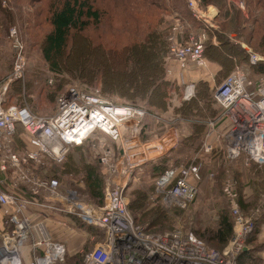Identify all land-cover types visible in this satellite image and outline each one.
Wrapping results in <instances>:
<instances>
[{
    "label": "built area",
    "instance_id": "1",
    "mask_svg": "<svg viewBox=\"0 0 264 264\" xmlns=\"http://www.w3.org/2000/svg\"><path fill=\"white\" fill-rule=\"evenodd\" d=\"M232 1L239 7L244 6V0ZM188 5L196 18L203 17L208 22L209 16L198 8L195 0H189ZM182 29L183 25L177 23L172 27V33ZM17 34L13 29L12 35ZM170 39H174L173 36ZM207 40L205 33L189 34L183 45L172 44L171 53L181 67L185 68L188 62L205 65L203 51ZM247 50L252 63L264 62V53ZM15 58L11 74L0 89V172L10 174L11 171L17 178L10 181L11 174L10 178L0 176V205L11 207L4 211L7 228L0 231V264H58L66 261V244L54 239L44 220L34 221L27 214L32 204L78 216L102 233V239L91 249L81 251L82 264H238L239 255L249 249V238L256 231L258 222L254 214L240 208L233 187H227L233 202V232L224 248L216 250L208 246L193 231L183 227L161 233L147 231L135 223L126 188L134 169L168 154L177 143L176 136L166 135L157 142L145 144L129 140L135 137H126L125 127L131 119L144 117L147 111L132 104H113L101 91L83 90L75 84L58 95L57 111L53 115H37L17 104L6 106L8 84L26 77L27 58L20 51ZM224 80L215 89L214 97L223 110L222 116L229 123V129L225 134L218 133L217 138L225 137L230 159L244 158L245 164L264 165V82L261 80L256 86L243 68L232 71ZM194 92L195 86L187 85L185 97L192 98ZM18 125L29 136L30 150H14L11 144ZM215 128L214 121H211L201 148L204 152L209 153L214 148L210 139ZM96 132L123 142V152L116 157L105 141L98 140L94 144L102 148L101 163L109 165L112 170L103 205L81 199L76 191L64 194L57 179L42 180L34 172L46 158L62 163L73 145L82 144ZM145 149L147 153H144ZM201 178L195 158L187 163H175L156 179V191L166 206L175 204L185 208L198 196ZM20 183L28 185L36 194L47 190L52 198L63 204H50L47 198L40 201L19 195L13 189ZM27 245L30 246L31 259L25 263L21 248Z\"/></svg>",
    "mask_w": 264,
    "mask_h": 264
},
{
    "label": "trees",
    "instance_id": "2",
    "mask_svg": "<svg viewBox=\"0 0 264 264\" xmlns=\"http://www.w3.org/2000/svg\"><path fill=\"white\" fill-rule=\"evenodd\" d=\"M46 1L49 6L47 5L46 10H43L44 7L36 10V14L39 15H36L31 21L34 25H43L46 22L50 28L49 31L44 32L41 43L43 44V55L52 71L55 73L62 72L61 67L68 66L67 61L70 57L78 62L79 58L83 57V59L86 58V61H89L87 63L88 67L85 68L91 71L95 76V80L102 84V90L108 91L114 87L116 89L122 88L124 91L121 90L126 93V97L132 98L133 102H129L132 105L155 112L154 109L158 111V108L169 107L174 99L177 102L180 101L179 105L175 104L174 110L176 115L179 116L178 118L183 119L180 125H188L190 132L186 136L181 135L179 146L174 150V154L163 156L145 165V168H150L149 178H154V182L161 173L175 163L188 162V160H191L199 153L205 136L210 130L209 122L214 121L215 126L219 128V132L223 134L229 129V123L222 116L223 110L214 97L213 93L215 90L212 92L208 82H198L196 84L195 97L182 101L180 96L183 95V87L177 81L168 77L170 58H173L171 53L172 44L175 43L177 46H181L191 32L198 29L204 30L208 36L203 51L204 55L208 61H214L221 66L217 76L218 86L225 81L224 79L238 65L245 62H249L255 72L258 71L264 74V62L252 63L250 53L235 42V40L243 41L253 50L264 53V0H244L246 13L242 8L230 5L228 0H200V5L203 8L211 6V4L219 8L220 14L216 20L220 23L222 32L194 17L193 11L188 5L189 0H108L110 4H113L114 8L119 6L118 10L123 14L124 19L117 24L122 28L108 37V32L102 28L105 32L100 31L97 41L92 40L95 43V47L88 50V55H85L86 51H82L83 49L80 48L81 44L77 40L92 26L100 27L106 25L105 28H108L113 23L114 15L111 12L113 8L110 9L103 4H98V0ZM43 13L46 14V17H44ZM0 14L8 17L4 19L3 15H0V32H2L4 25L15 23L16 20L11 16L13 11L3 5V0H0ZM175 22L182 24L183 29L173 34L171 29ZM171 36L174 39H170ZM213 36H216L220 41L218 44L213 42ZM70 40L71 42L72 40L77 42L72 53H69ZM29 43L35 45L32 40ZM3 76L5 74L0 73V79ZM58 76L57 84L52 85L55 90L44 94L43 101L46 102L47 99L55 101L58 95L64 91L61 90L65 83L62 80L63 76L61 74ZM38 80H42L40 81L41 90L45 87H51L47 85L49 82L41 73L29 76L24 85H22V81L15 80L10 86L5 105L17 104L20 107H26L24 103H28L31 105L29 109L33 113L42 115L39 114V109H42L38 105L40 102L31 99L40 88L34 83ZM174 89L179 90L181 95L171 96L170 93ZM102 90L100 89L101 93H103ZM24 91L25 94L23 95ZM56 111L57 107L54 113ZM157 124L160 127L159 132L168 127L163 126L160 121ZM180 125L177 123V126ZM144 126L145 130L143 131L142 129L143 133L146 132V128L148 130L146 123ZM16 130L11 141L14 150H30L32 144L29 142V136L26 131L23 130L21 125H18ZM144 134L146 135V133ZM98 140L105 141L106 147L112 150L114 157L120 155V146L114 147V144H118V141L113 140L103 132H96L83 141L82 144L73 145L66 155L67 158L62 163L57 164L52 159L46 158L44 164L38 165L34 172L42 180L55 178L60 185L66 183V185L80 193L79 197L81 199H94L99 205H103L105 200L104 192L107 185L106 180H110L112 170L109 165H105L100 161L102 148L94 146ZM89 143H92L94 148V153L92 154L94 160L88 152ZM217 147L218 149L222 148ZM216 151L217 149L214 146L211 152H202L204 153L202 159H196L197 164L200 166L202 177L198 183V188L200 186L199 190L201 191L204 187L209 174L213 173V178H210L212 186L214 185L215 188L222 191L228 186L233 187L237 194L240 208L247 212L251 203L242 194L244 190L243 184L252 175L254 168L245 167L241 161L229 162L223 152ZM205 156L207 160H205ZM217 156H220L218 162L215 165L212 163V167L211 162ZM131 184L130 182L126 188L127 197L130 193ZM18 187L22 190L20 191L19 189V192L26 197H35L40 201L45 200L42 194L34 193L26 184L20 183L17 189ZM150 187L132 190V192L135 191L139 194L132 201L129 198V209L133 215L136 210L134 202L143 205L145 201L151 198ZM154 187H156V182ZM159 197L162 199L161 195ZM197 198L198 196L195 201ZM200 207L201 209H198L197 212L201 211L199 214L205 213L207 219L197 220V225H194L189 231H193L198 238L216 250L224 248L231 239L233 232L231 208L230 211L229 209L217 210L213 204L212 206H204V208ZM162 208L160 209V214L154 217L147 216L144 220L141 219V222H138V217L134 215L135 223L145 227L147 231L156 233L176 229L175 227L163 229L164 218L161 219V217L164 214L168 215L173 210L175 215L180 214L182 210L178 209L179 207L173 210L166 207ZM211 208L215 209L217 213L214 216V225L198 227L199 223H208V220L211 223V218L209 217ZM2 216L4 218L1 220V230L4 231L7 227L6 213L4 212ZM70 218L75 221L78 228L87 233V237L92 234L96 236L98 241L102 239V233L92 225H89L90 227L88 228L86 226L87 223L78 216L71 215ZM257 222L256 231L259 229V225L261 226L264 223V213L257 219ZM50 226L53 229L55 227L52 223ZM185 230L188 231L186 228ZM256 231L249 238V249L239 255L238 264H264V256H260L258 254L259 251L252 247L251 240L255 237ZM54 239L57 240L55 236ZM25 247L27 249L26 254H28L30 247ZM25 247L21 248L23 257L25 256L23 252ZM82 256L81 251H77L72 255L67 252L66 261L58 264H82Z\"/></svg>",
    "mask_w": 264,
    "mask_h": 264
},
{
    "label": "rangeland",
    "instance_id": "3",
    "mask_svg": "<svg viewBox=\"0 0 264 264\" xmlns=\"http://www.w3.org/2000/svg\"><path fill=\"white\" fill-rule=\"evenodd\" d=\"M196 4L198 6L199 9H201V11H203V13L208 14L210 17H215L217 18V16H219V11L215 12L213 11V8H211L210 6L203 8L200 5V0H195ZM47 1L46 0H40L38 2V0H3V5L5 7H8L10 10L13 11V14L11 15L12 18H14L16 21L15 23L9 24V25H4V27L2 28V33L0 36V73L5 74V76L1 77L0 79V89L3 87V85L7 82V78L8 76L11 74V71L13 69V65L14 62L16 60V56L17 54L20 52H22L25 56V58H27V66H26V77L24 80H20L22 81V85L25 84V82L28 80L29 76H33L35 73H41L43 76H45V78H47V82H49L47 85L51 86V87H45L44 89L41 90V86H40V81L44 80H38L35 81V85L40 86V88L37 91V94H35L33 97H31V99L38 101L40 103H38L39 107H41L42 109H39V114H54L55 109L57 107V101H52V99H50V101L47 99V101H43V97H45L44 94H46L47 92H50L52 90H55V88L52 85L57 84V80L59 79V74H61L63 76L62 80H64V84L63 87L61 88V90H65L67 87L71 86V84H75L78 85L81 89L83 90H88V91H93L95 92L96 90L100 89L102 90V84L99 83L97 80H95V76L93 75V73L89 70H87L86 68L88 67L87 63L89 61H86V58L83 59V57H81V59L79 58V62L78 61H74L73 59H71V57L68 59L67 67H61V71L62 72H54L50 69V65L48 64L46 58L43 55V44L41 43V39L44 35V32H47L50 30V28L48 27V25L45 23L40 24V25H34L33 22L31 21L36 15V10L43 8V10H46L47 8ZM103 4L104 6H107L111 9L112 14L114 15L113 17V23L111 25H109V29L105 28V26H100V27H93L91 29H88L84 35H81L79 40H77V42H80L79 46L81 49H83L82 51H86L85 55L89 54V49L95 47V43L93 41H97L98 35L100 34V31L105 32L104 30H102V28H104L107 32L108 35H112V33H116L118 31L121 30V26L117 25L121 20L124 19L123 14L121 12H119L118 7L114 8L113 4L109 3L108 0H98V4ZM230 3V2H229ZM230 5L234 6V7H239L238 5H235L234 2L232 1L230 3ZM49 6V5H48ZM116 9V10H114ZM118 10V11H117ZM121 11V10H120ZM44 14V17H46V14ZM216 14V15H215ZM3 15L4 19H7V16H4V14H0ZM130 15V14H129ZM208 17V18H210ZM11 18V17H10ZM1 19V16H0ZM177 23V22H175ZM173 27V26H172ZM17 30L18 34L16 36L12 35V31ZM34 41L35 45L29 43ZM93 40V41H92ZM77 42L73 41L71 42L70 40V48H69V53L73 52V48L74 45L77 44ZM37 43V44H36ZM92 46V47H91ZM81 60V61H80ZM86 67V68H85ZM85 68V69H84ZM58 74V75H57ZM15 81V80H14ZM13 82L8 84V90L5 93V99H7V94L8 91L10 89V86ZM109 88V87H108ZM122 88H111L108 91H104L102 90V94L104 97L108 98L113 104H119V105H129V102H133V100H131L132 98H128L126 97V93L122 92L121 90ZM175 90V89H174ZM174 90L172 91L171 96H178L181 95L179 90ZM196 90V89H195ZM124 91V90H123ZM182 93V91H181ZM25 94V91L23 93V95ZM195 94V93H194ZM180 97H182V101H186V100H190L189 98L185 97V95H181ZM195 97V96H194ZM192 97V98H194ZM170 100V99H169ZM129 103V104H127ZM180 104V101L177 102V100L174 99V101H172V103L170 104L169 107L163 108V109H159L158 111L157 109H154V118L156 119L155 121H160L162 122L163 126H168L166 129H170L173 127H177V123L180 125L183 121V119H179L175 113L174 107L175 104ZM25 106L29 109V106L31 107L30 104L28 103H24ZM178 104V105H179ZM23 105V104H21ZM140 108V107H139ZM143 110L147 111V113L145 115H149L152 111H149L148 109L143 108ZM153 110V111H154ZM144 115V116H145ZM144 117H140V118H134V121L136 123H142V119ZM148 121V119H147ZM170 125V127H169ZM181 126V125H180ZM179 139H181V135L186 134L189 130H187L185 127L184 129H179ZM182 133V134H180ZM219 134L221 135V132H219ZM186 136V135H184ZM24 140V139H23ZM204 142V141H203ZM222 142V141H221ZM180 143V140H179ZM203 144V143H202ZM89 148H88V152L90 153V156H92V154L94 153V148L92 146V143H89ZM119 145L120 147H122L121 141L118 142V144H114V147ZM222 145V144H221ZM202 148V147H201ZM176 149V147H174L168 154L166 155H171L174 154V150ZM203 150L200 149L199 153L196 155V159H202L204 156V153H202ZM165 155V156H166ZM92 159L94 160V157L92 156ZM194 158H192L193 160ZM205 160L206 156H205ZM190 161V160H189ZM153 162V161H149ZM211 162V161H210ZM180 163V162H179ZM213 161L211 162V166H212ZM245 167L248 168H254V172L252 173V175L248 178V180H246V182L243 184L244 185V190L242 192V194H244L245 199L251 203V206L249 207V209L247 210L246 213L248 214H254L257 219L261 217L262 213H264V166H253V165H248V164H244ZM213 167V166H212ZM215 167V166H214ZM150 168L146 167L143 169V171H138L136 174V180H132V184L130 186V193L132 192V190L135 189H144L146 187H150L149 192L150 194V199L145 201L143 203V205H140V203H135L136 204V210L134 211V215L135 217H138V222H141V219H145V217H154L158 214H160L161 212V208H171L173 209H181L182 212L179 214H174V210L172 212H170L168 215L164 214L162 215L161 219L164 218V223H162V228H173V227H183L184 229H192V227L194 225H197V220H201L202 218H206V214H199L201 211L197 212L198 209H201L200 206H202L204 208V206H216L215 209L217 210H221V209H229L232 207V200L230 198V195L228 194V189L226 188L224 191L219 190L218 188H215L214 185L212 186V181L210 180V178H213L212 176L207 177L208 180H206L204 187L202 188V190H198V198L195 201H191L189 204L186 205L185 208H182L179 205H175V204H171L170 207L166 206L163 203V200L161 199V197H159V194L156 191V187L155 186V182H154V178H149L150 175ZM11 174V178L10 181H15L16 175L15 173H12L11 171L9 172ZM109 180H106V184ZM242 185V186H243ZM200 189V186H199ZM128 195V198H131L130 201H132V199H135L137 197V192L133 191L132 194ZM230 193V192H229ZM43 196L45 197V199L47 197H49V193L48 192H44L42 193ZM256 199V200H255ZM132 203V202H131ZM130 206V204H129ZM176 206V207H175ZM162 208V209H163ZM135 209V208H134ZM177 209V210H178ZM215 209L210 210L209 212V217L211 218V223L208 220V223H199V226H205V225H214V221L215 218L214 216L217 214ZM49 210V209H48ZM52 213H55L53 210H49ZM197 212V213H196ZM173 213V214H172ZM48 218V216H47ZM207 219V218H206ZM54 221V220H53ZM86 222V221H85ZM87 223V222H86ZM88 228L90 227L87 223L86 225ZM263 226V225H262ZM259 225V229L256 231L255 233V237L253 238V240H251L252 242V247L256 248L258 252V254L260 256H264V238L262 239V237H264V233L261 232V230L263 229V227ZM92 228V227H91ZM54 232L53 235L55 236V238L57 240H59L61 243H65V241L67 242L72 240L71 239V234L72 231L70 228L66 227L65 225H56L54 227ZM94 229V228H93ZM198 229V228H197ZM95 230V229H94ZM264 231V230H263ZM97 238L94 235H89L85 241V244L83 246H81L79 249H76L77 251H85V250H89L91 249V247H93L96 243H97ZM2 242V239L0 238V243ZM73 242V241H72ZM66 246L68 247V244L65 243ZM78 244V243H77ZM87 244V245H86ZM75 244H73L74 246ZM86 245V246H85ZM251 246V245H250ZM78 248V247H77ZM75 250V251H76ZM74 251V252H75ZM76 251V252H77ZM67 252H69L70 254H75V253H71L69 251V249L67 248ZM26 263V261H25Z\"/></svg>",
    "mask_w": 264,
    "mask_h": 264
},
{
    "label": "crops",
    "instance_id": "4",
    "mask_svg": "<svg viewBox=\"0 0 264 264\" xmlns=\"http://www.w3.org/2000/svg\"><path fill=\"white\" fill-rule=\"evenodd\" d=\"M228 1L230 3L232 2V0H228ZM210 7L213 8V11H215V12L219 11L220 12L219 8H217L215 5L211 4ZM237 8H242L243 11L246 13L245 3H244V6L243 7H237ZM206 15H208V14H206ZM197 19H200V20L204 21V18L203 17H198ZM207 19H208V17H207ZM177 23H179V22H177ZM177 23H174V24H177ZM204 23H206V24L210 25L211 27L217 29L219 32H222V27L220 26V23H218V21L216 20L215 17H210L209 20H208V22H205L204 21ZM171 31H172V29H171ZM198 33H205L206 36H207V33L204 30H201V29H198V30H196L194 32H191L190 34L197 35ZM232 35H233V37H235L234 34H232ZM213 42L215 44H218L220 41L218 40V38L216 36H213ZM235 42L238 43V44H240L241 48L243 47L247 52H249V50H247V48L253 50L247 43H245L243 41H236L235 40ZM205 60H206V64L205 65H199L198 66V65H196V64H194L192 62H188L186 64L185 68H184V67H181L180 66V63H179V61L176 58H174V57L173 58H170L169 69H168V77L170 79L174 80V81H177L178 84L183 87V95H185V91H186V86L187 85H194L195 86V89H196V84L198 82H200V81L208 82L209 83V86H210V88L212 90V92L215 90V86H216V88L218 87V83L219 82L217 80V76H218V73H219V71L221 69V66L218 65L214 61L213 62L208 61L206 59V57H205ZM237 68H241V69L243 68V69L247 70L250 79H252L256 83L255 84L256 86L260 83L261 80L264 82V74H262L261 72H258V71L255 72L254 69H253V67H252V65L249 62L248 63L245 62V63H242L241 65H238L234 70H236ZM189 99H191V98H189ZM153 118H154V112H151L149 115L147 114V115L144 116V118L142 119V123H136L134 121V119H131L130 122L128 123L127 127H125V132H126V135L125 136L128 137V138L135 137V138H130L129 140H133L134 139L133 141L136 140V141H140L141 144H145V143H151L153 141H156L157 142V141L161 140L163 137H165L166 135H172V134H174L176 136L175 138L177 139V143H176V145L174 147L177 148L179 146V140H180L179 139V131L178 130L179 129H184V127L187 130H189L188 125L183 124L181 127L180 126H177V127H173V128H170V129H165L162 132L161 131L159 132L160 127L157 124L158 122L155 121L156 119H153ZM147 119H148V121H147ZM145 123L148 125V130L146 128V132H144V133H146V135L143 133V131L145 130V126H144ZM135 127H137V129H135ZM149 127H150V130H149ZM142 129H143V131H142ZM189 132L190 131H188L186 134H183V135H187V134H189ZM218 133H219V128L216 126L215 132L213 133V135L211 136V139H210L211 142L212 141L214 142L215 149H217V151H219V152H223L224 153V156H225V158H226L227 161H229V162H231V161L232 162H234V161H241L243 163V165H244L245 164L244 158H237V159H232L231 158L230 159L228 157V155H227L228 151H226L227 142L225 140V137L221 136L222 138H217V134ZM180 134H182V133H180ZM148 135H150V136H148ZM116 141L119 142L120 140H116ZM121 144H122V147H120L121 153H120L119 156H121V154L123 152V142L122 141H121ZM130 145L133 146L134 144L132 143ZM217 146L222 147V148H219L221 150H219ZM144 153H147V149H145ZM219 157L220 156H217L216 159H213V164L214 165L218 162V158ZM194 158L196 159V156ZM156 160H158V159L150 160V161H156ZM181 162L187 163L186 161H181ZM147 163H149V162H147ZM147 163H145V165ZM145 165L136 167L134 169L133 174H132V177H131V179L128 182L129 184H130V182H132V180H136V174H137V172L138 171L139 172L140 171H143V169L145 168ZM253 166H258V165H253ZM121 172H123V171H120L119 174L120 175L122 174V176L125 179V175H123L124 173H121ZM0 176H2V177L3 176H7V177L10 178V174H8V173L5 174L3 172L2 173L0 172ZM13 184H15V183H13ZM60 186H61V191L64 194L65 193H68V191L75 192V190H76V189L74 190L73 188H71L69 185H66V183L65 184H62ZM19 189L20 188L18 187V189L15 188L13 190H14V192L18 193L19 195L24 196L21 192H19ZM20 191H22V190L20 189ZM44 192L46 193L48 191L46 190V191H43L42 193H44ZM76 192L78 193L77 190H76ZM79 195H80V193H78V196ZM32 198H34L36 200H39V199H37L35 197H32ZM32 198H30V199H32ZM46 200H49V203L50 204H55V205H57V204L58 205L63 204L60 200H57V199L52 198L50 196V193H49V197H47ZM90 200H94V199H89V200H86V201H90ZM94 201H95L96 204L99 205V203L96 200H94ZM6 208L7 209H11V207H3V206L0 205V231H2L1 230V220H2V218H4V216H2V215H3V213H4V211H5ZM48 209L49 210H52L50 208L41 207V206H39L37 204H32V206H29V208L27 210V214L34 221L35 220H44L46 222L48 228L51 230V233L55 230V229H53L50 226L51 223L54 226H56V225H62L63 224L66 227L70 228L71 231H72V234H71V239L72 240H70V241L67 240V242L65 241V243L68 244V247L67 248L69 249V251L71 253H75L77 251L76 249H79L81 246H83L85 244V241L87 239V233L83 232L82 229L78 228V226L75 223V221L72 220V218H70L71 215L59 213V212H56L55 210H53L55 213H52ZM47 216H48V218H47ZM262 225L261 226L263 227V229L261 230V232L264 233V231H263L264 230V223H262ZM53 233H55V232H53ZM53 233H52V235H53ZM53 237H54V235H53ZM263 238L264 237H262V239ZM73 244H75V245L73 246ZM27 246L30 247L29 245H27ZM23 252L25 253L24 259L26 260V263H27L31 259L30 258V249H29L28 254H26L27 253L26 247H25V249H24Z\"/></svg>",
    "mask_w": 264,
    "mask_h": 264
},
{
    "label": "water",
    "instance_id": "5",
    "mask_svg": "<svg viewBox=\"0 0 264 264\" xmlns=\"http://www.w3.org/2000/svg\"><path fill=\"white\" fill-rule=\"evenodd\" d=\"M246 250V249H245Z\"/></svg>",
    "mask_w": 264,
    "mask_h": 264
}]
</instances>
